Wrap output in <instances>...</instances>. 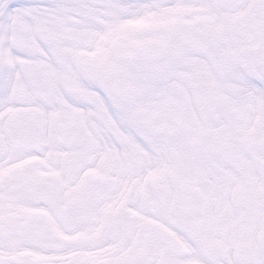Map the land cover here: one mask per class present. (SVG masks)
I'll return each instance as SVG.
<instances>
[{"label":"snow or ice","instance_id":"1","mask_svg":"<svg viewBox=\"0 0 264 264\" xmlns=\"http://www.w3.org/2000/svg\"><path fill=\"white\" fill-rule=\"evenodd\" d=\"M0 264H264V0H0Z\"/></svg>","mask_w":264,"mask_h":264}]
</instances>
